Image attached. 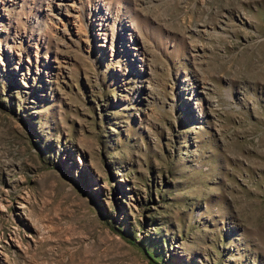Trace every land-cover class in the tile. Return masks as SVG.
I'll return each mask as SVG.
<instances>
[{
  "label": "rangeland",
  "instance_id": "rangeland-1",
  "mask_svg": "<svg viewBox=\"0 0 264 264\" xmlns=\"http://www.w3.org/2000/svg\"><path fill=\"white\" fill-rule=\"evenodd\" d=\"M0 264H264V0H0Z\"/></svg>",
  "mask_w": 264,
  "mask_h": 264
}]
</instances>
